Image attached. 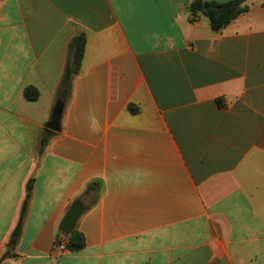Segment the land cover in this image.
I'll return each mask as SVG.
<instances>
[{
	"label": "crops",
	"instance_id": "0c3cea01",
	"mask_svg": "<svg viewBox=\"0 0 264 264\" xmlns=\"http://www.w3.org/2000/svg\"><path fill=\"white\" fill-rule=\"evenodd\" d=\"M193 1L0 0V264H264V0L220 33ZM78 200L70 252L55 245Z\"/></svg>",
	"mask_w": 264,
	"mask_h": 264
},
{
	"label": "trees",
	"instance_id": "16d2710c",
	"mask_svg": "<svg viewBox=\"0 0 264 264\" xmlns=\"http://www.w3.org/2000/svg\"><path fill=\"white\" fill-rule=\"evenodd\" d=\"M247 1L248 0H232L227 3H216L203 0H194L189 7L190 13L192 15L191 19L192 21H196V16L203 15L208 19L211 30L214 33H220L232 22H234L239 16L247 12ZM86 42V35L81 34L75 37L70 43L69 59L59 88V95L63 101H66L69 98L71 94L73 79L80 72L86 49ZM24 94L29 101H36L39 97V92L34 87L26 88ZM128 110L132 114H137L139 112L138 108L134 105H129ZM47 143L48 139L44 138L41 143L42 147L44 148ZM34 182L35 179L32 178L28 181L26 186V197L21 208L18 224L12 234L15 240H18L22 233L24 220L28 214L29 204L32 199ZM98 187V182L91 183L86 189L84 195L89 194L91 191H95V189H97ZM61 236L64 237L62 238ZM60 238L64 239V247L70 252H79L83 250L86 245L84 236L75 230L69 236L60 232L58 234L55 247L60 246Z\"/></svg>",
	"mask_w": 264,
	"mask_h": 264
},
{
	"label": "water",
	"instance_id": "95a60500",
	"mask_svg": "<svg viewBox=\"0 0 264 264\" xmlns=\"http://www.w3.org/2000/svg\"><path fill=\"white\" fill-rule=\"evenodd\" d=\"M64 101H58L54 108L51 122L47 125L50 131L59 132L61 130L60 124L64 111ZM84 212V205L80 200L75 201L68 210L65 218L60 225V231L69 236L75 229L76 223Z\"/></svg>",
	"mask_w": 264,
	"mask_h": 264
},
{
	"label": "built area",
	"instance_id": "2783aa9c",
	"mask_svg": "<svg viewBox=\"0 0 264 264\" xmlns=\"http://www.w3.org/2000/svg\"><path fill=\"white\" fill-rule=\"evenodd\" d=\"M62 238L64 237V236H61ZM62 238H60V240H61V244H60V248L61 249H63L64 248V246H65V241H64V239H62Z\"/></svg>",
	"mask_w": 264,
	"mask_h": 264
},
{
	"label": "clouds",
	"instance_id": "9594fccd",
	"mask_svg": "<svg viewBox=\"0 0 264 264\" xmlns=\"http://www.w3.org/2000/svg\"><path fill=\"white\" fill-rule=\"evenodd\" d=\"M150 173L147 170H143V175L146 178Z\"/></svg>",
	"mask_w": 264,
	"mask_h": 264
}]
</instances>
